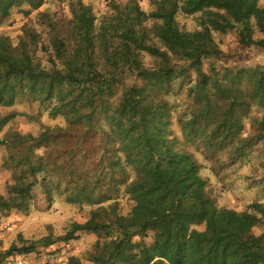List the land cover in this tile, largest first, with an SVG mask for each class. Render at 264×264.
Listing matches in <instances>:
<instances>
[{
  "label": "trees",
  "instance_id": "obj_1",
  "mask_svg": "<svg viewBox=\"0 0 264 264\" xmlns=\"http://www.w3.org/2000/svg\"><path fill=\"white\" fill-rule=\"evenodd\" d=\"M149 1L151 11L141 0H108L98 17L77 0L62 27L42 14L44 33L24 26L16 43L0 38V108L29 109L0 119V133L17 117L62 121L39 136L0 140L13 180L0 212H28L36 202L51 211L56 197L101 208L80 229L99 238L97 254L68 264H264V234L253 235L264 227V204L242 213L219 207L203 168L182 150L224 160L221 170L250 168L252 188L264 183V0ZM26 2L39 12L48 0ZM21 3L0 0V23ZM180 16L198 29L185 31ZM238 28L241 46L263 55L252 66H238L215 41ZM128 70L135 75L124 83ZM248 121L252 138H244ZM38 244L55 245L21 239L0 263L33 255Z\"/></svg>",
  "mask_w": 264,
  "mask_h": 264
},
{
  "label": "rangeland",
  "instance_id": "obj_2",
  "mask_svg": "<svg viewBox=\"0 0 264 264\" xmlns=\"http://www.w3.org/2000/svg\"><path fill=\"white\" fill-rule=\"evenodd\" d=\"M77 0H48L47 4L39 12L30 9L26 0H22L21 5L12 12L10 21L0 23V38L7 37L16 43L22 34L24 26L34 27L38 31L43 32L45 25H42L40 15L48 14L53 23L58 27L66 24L70 18L69 4ZM88 6H91L94 13L98 17H102L109 12L108 0H83ZM117 3L127 4L128 0H113ZM142 7L146 11H151L152 6L149 0H141ZM179 22L185 31H196L197 22L195 19H185L179 17ZM239 28L225 36L216 35L215 41L220 45L222 52L226 57L233 58L238 66H252L256 64L263 55L246 49L241 46ZM262 36L255 33L253 40H261ZM150 39L158 46L163 48L161 43L151 35ZM147 64L150 68L155 67V63L150 57L147 58ZM239 62V63H238ZM175 63V62H173ZM128 75L122 77L124 83H130L135 73L128 70ZM29 109L25 105H20L15 109L0 108V119L6 116L19 114ZM262 115H256L255 119L261 118ZM175 122V121H174ZM62 121L49 122L47 117H43L38 124L28 121L26 118L17 117L7 128L0 133V140L4 139L10 132H21L39 136L49 127L61 125ZM177 124L174 123L176 127ZM246 131L244 138H252L255 136L254 131L250 128L249 121L245 123ZM178 137L181 134L176 129ZM96 144V143H94ZM183 151L193 156L195 161L203 168L202 177L209 183V191L212 197L221 208L234 210L236 212H245L249 205L253 203L264 204V183L257 181V186L250 187L252 181H248L249 177H253V171L250 168H227L221 170L226 163L217 160L208 162L202 156V151L198 152L196 148L183 147ZM6 150L0 148V196H6L8 186L13 185V180L8 171L3 168L5 163ZM250 182V183H249ZM40 202L34 203L28 212L12 213L10 215L0 212V230L5 232L3 240L0 242V254H5L12 246H21L22 241L30 243H38L43 239H51L55 245L44 247L38 244L33 254L36 257L35 264H68L71 257L84 258L88 254L96 255L95 245L98 237L92 234H86L80 231L95 222L98 214L104 215L101 208H79L68 205L63 197H56V204L51 211L42 212ZM204 227L200 231H204ZM73 234L75 239L70 243L61 242L67 234ZM264 234V227L259 226L253 231V235L261 238ZM20 256V255H18ZM13 256L12 259L18 257ZM48 258L45 262L43 259ZM7 263V262H3Z\"/></svg>",
  "mask_w": 264,
  "mask_h": 264
},
{
  "label": "built area",
  "instance_id": "obj_3",
  "mask_svg": "<svg viewBox=\"0 0 264 264\" xmlns=\"http://www.w3.org/2000/svg\"><path fill=\"white\" fill-rule=\"evenodd\" d=\"M5 235L4 231L0 230V242L3 240ZM36 257L34 255H29V256H18L14 259L11 260V263L13 264H35ZM45 262L48 260V258L43 259ZM0 264H7V263H0Z\"/></svg>",
  "mask_w": 264,
  "mask_h": 264
}]
</instances>
